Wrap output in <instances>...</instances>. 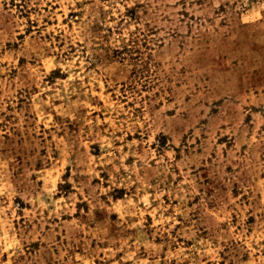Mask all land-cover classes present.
<instances>
[{
    "label": "rangeland",
    "instance_id": "374dc122",
    "mask_svg": "<svg viewBox=\"0 0 264 264\" xmlns=\"http://www.w3.org/2000/svg\"><path fill=\"white\" fill-rule=\"evenodd\" d=\"M0 264H264V0H0Z\"/></svg>",
    "mask_w": 264,
    "mask_h": 264
}]
</instances>
